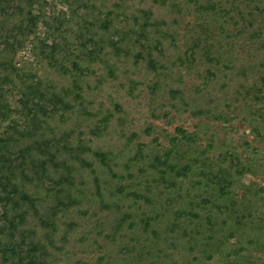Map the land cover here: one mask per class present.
Listing matches in <instances>:
<instances>
[{"label": "trees", "instance_id": "1", "mask_svg": "<svg viewBox=\"0 0 264 264\" xmlns=\"http://www.w3.org/2000/svg\"><path fill=\"white\" fill-rule=\"evenodd\" d=\"M178 1H183V5L179 6ZM59 2L72 5L70 0ZM46 5V0H0L3 263L15 264L13 259L17 258V264H41L38 243L33 236H25L30 214L33 218L37 216L43 226L65 215L71 217L78 212L75 210L78 200L91 186L104 199L102 204L107 205L100 192L101 181L106 178L111 181L109 190L113 197L143 199L145 196L139 192H144L147 195L144 201L151 207L156 195L166 198L159 209L164 211L165 218V213L174 209L169 214L170 228L180 236V240L176 238L179 241L166 239L171 240L169 248L176 250L179 245L177 249L191 253L196 264H206L214 254H219L217 264H264V217L258 216L264 208V186L242 183L246 175L264 177V0H149L139 16L124 18L126 22L121 23V28L125 36L109 51L103 50L95 37L98 30L109 32L113 18L120 12L110 10L98 29L85 21L84 28L92 29V33L77 38L85 64L97 63L103 52L106 56L113 52V58L123 52L133 62L132 70H125L123 92L137 89L144 78L150 92L154 94L163 86L171 100L179 98L185 111L198 118L193 132L177 128L174 134L165 136L164 144L158 137L148 143L141 141L156 133L152 124L138 132L124 130L122 107L110 93L104 96L102 91L105 78L115 80L116 71L108 70L102 76L78 62L56 69L53 65H57L56 46H47L43 39L37 41L40 50L37 65L46 62L57 72L58 79L51 73L39 76L25 72L27 62L20 64L21 68L14 66V57L23 49L24 39L36 36L41 15L33 10H42ZM186 14L192 24L181 29V17ZM62 19L53 17L57 25ZM125 40L132 46L126 48ZM253 48L257 49V63L263 71L257 87L249 85V76L254 71L234 67L232 59L235 53ZM176 66L199 74L203 87L214 84L211 90L220 94L219 99L214 94H201V87L190 106L184 92L170 89L165 83ZM136 70L138 79L134 82ZM9 85L19 90L17 109L7 100L5 86ZM108 102L112 110L105 107ZM151 117L160 119L166 114L157 109L152 110ZM236 119L248 125L254 143L263 144L260 150L253 142L244 140L237 147L216 151L209 124L204 120L231 124ZM200 135L206 138L205 146L200 143ZM92 140L98 143L94 145ZM162 214L146 216L141 228L144 234L151 230L157 236L149 225L152 222L158 225ZM153 240L144 237L145 244L141 245L147 264L160 261L175 264L171 256L170 261L159 256L160 248L151 243L157 239ZM117 243L125 252L126 244ZM227 244L230 250L222 251L221 247ZM153 246L157 252L151 250ZM112 259L101 253L98 264H113Z\"/></svg>", "mask_w": 264, "mask_h": 264}, {"label": "rangeland", "instance_id": "2", "mask_svg": "<svg viewBox=\"0 0 264 264\" xmlns=\"http://www.w3.org/2000/svg\"><path fill=\"white\" fill-rule=\"evenodd\" d=\"M148 1L149 0H70L72 5L67 6L60 3L59 0H46L48 5L42 8V10L38 8L33 10L34 14L41 15L36 36H30L24 39L23 49L17 51L14 57V66L21 68L19 65L23 62H27L24 66L25 72L36 73L39 76H42L43 73H51L54 74L55 80L58 79L57 72L52 71V69L47 66L46 62L43 63L46 65H37L40 58V55H37L40 52L37 47V41L43 39L47 46H52V44L56 46V56H54V58L57 65L56 63L53 64L56 66V69L60 68L59 66L65 67L72 62H78L80 66L93 68L97 73L99 72L102 74V76H106L108 70L112 72L116 71L115 80L105 78L106 81L102 85L103 94L107 96V93H110L112 99L115 100L114 102L119 103L122 107L123 119L126 120V125L123 128L127 132L132 130L138 132L147 124H152L154 126L156 133L150 137H141L142 142L148 143L153 137H158L160 138L159 142L164 144L166 141L164 139L165 136L174 134L177 128H183L191 133L199 122L198 118L193 117L189 111H185L186 108H184L179 98L176 97L171 100V98L165 94L166 92L163 86L157 89L153 94L147 89L146 84H144L147 80L143 78L142 80H144V83H140L137 89L132 92L130 90L123 92L125 86L123 87L121 85L125 81V70L128 68L131 69V66H133L130 56L127 57V55L125 56L122 52L121 55L113 58V52H109V56L104 55L105 53L103 52L101 59L98 58L97 63L87 65L83 61L85 57L82 56L83 54L80 52V48H78L79 40L77 38L81 35L87 37L92 33V29L84 28L85 21L88 22V24L90 23V26L93 25L98 29L99 24L106 20L109 11L113 9L115 12L120 13L113 18L111 30L107 33L98 30L95 37V41H99V44L103 45L101 46L103 50H113L110 47L115 45V43L120 40L121 36H125L123 33L124 29L121 28V23L124 21L123 24L125 25L126 22L124 18L127 19L129 16L131 17L134 15L139 16L140 12H142L141 9L146 8V3ZM177 4L181 6L183 5V1H178ZM90 9L93 10L90 12ZM154 9L155 12L161 14L160 10L157 8ZM58 16L63 18L59 25L53 21V17L56 18ZM172 17L175 18V15H172ZM180 22L181 29H184L188 25L191 27L190 24H192V19L186 14L184 17H181ZM179 38L180 36L178 39ZM125 41L126 48L127 46H132L131 42ZM256 50V48H253L251 51H246L242 54L238 52V54L235 53L232 56L235 62L234 67L242 66L249 72L254 71V73L252 72L249 76V85H254V87L260 85L258 78L259 76L260 78L263 76V71L257 63V57L259 55H256ZM45 51L48 53L49 49ZM123 51H125V49H123ZM253 57L255 58L252 59ZM103 59L105 61L104 63ZM249 66L251 67L250 69ZM134 72L136 74L133 76L135 82V80L138 79V71L136 70ZM199 76L200 75L193 70H186L183 67L176 66L170 71L167 78L168 81L165 83H167L166 85L167 87L169 86L170 89H179L184 92V94L188 96L186 100L190 106L192 105L191 103L194 102L192 101L193 98L196 99L195 96L201 87L203 88L201 94H214L217 95V99H219L220 94L211 90L214 84H210V87L201 86L202 82ZM16 79L17 78L14 77V80ZM5 89L8 93L7 100L10 106L13 109H17L16 105L19 99V90L14 89L10 85L5 86ZM109 102H111V100H109ZM109 102L104 103V105L109 110H112L113 106ZM161 105L165 108L161 109ZM157 109L161 113H165L166 117L160 119L151 117L152 110ZM204 122L209 124V131L214 139L216 151L226 150L229 147H237L239 143L244 140L253 142L248 125L240 119L233 120L231 124H221L206 120H204ZM117 134L119 135L118 132ZM159 134H162V137H160ZM114 136L118 137L117 135ZM199 140L200 143L205 146L207 142L206 138L200 135ZM92 143L95 145L98 141L92 140ZM253 146L260 150V146L263 147V144L253 142ZM115 151L120 156L121 153L118 152V148H115ZM250 182L264 186V177L260 178V176L253 177L250 175L243 177L242 183L249 184ZM110 183L111 181L106 178L101 181L100 192L106 200L104 203H107V205L102 204L104 199L102 200V197H98L94 192L95 188L91 186L84 191L83 196L78 200L77 209H75L78 212H75L71 217L65 215L53 221L51 225L48 223L49 225L43 226L39 220H37V216L33 218L30 214L27 222L29 227L27 225V227H25V230H27L25 236H33L32 239L38 243L40 252L37 256L42 260L40 261L41 264H98V257L101 253L103 255L106 254V259L114 258L112 259L113 264H147V258L143 249H141V245L145 244L144 237L150 240L154 239L153 241H155V238L157 239L156 242L151 243L157 246L156 248H160V257L166 256L167 260L170 261L169 256H171V258L175 260V264H196L191 253L186 252V250L181 251L177 249L179 245L176 247V250L169 248L171 240L168 241L166 239L170 237L176 239L179 237L178 239L180 240V236H178V233H172L171 229L173 227L170 228L171 218L169 214H171L170 211L174 209L172 208L169 212L165 213L166 218L164 216V211L159 209L160 205H164L166 198L156 195L153 200L154 204H152L153 206L151 207L144 201L147 197L144 192H139L141 196H145L143 199L142 197H137L136 199H123L124 197L118 196L113 197L109 190ZM113 186L115 185L113 184ZM116 200L122 201V204L115 205L114 201ZM107 206L108 208H105ZM161 213H163V219L157 220L159 224L154 225L152 222V224L149 225L151 229L155 230L157 236L152 234L151 230L148 231V235L144 234L141 228L143 220L147 218L146 216L153 217ZM258 214L259 217L260 214L264 217V208L261 212L259 211ZM129 218L131 220H129ZM118 224H120V227H117ZM119 230H122V232L117 234ZM176 231L177 229L173 232ZM171 233L175 237H172ZM118 241L123 243V245L126 244L127 249L125 252L118 248ZM25 243L28 244L29 240H26ZM231 243H233V241H231ZM154 246L151 250L157 252ZM230 248V244H227L221 247V250L227 252ZM44 254H46V256ZM42 255H44V257ZM218 255L219 254H214L212 260L205 263H220ZM255 255L258 254L255 253ZM16 259H13L15 264H17L15 262ZM167 263L170 264L169 262ZM0 264H5L1 256ZM156 264H161V261Z\"/></svg>", "mask_w": 264, "mask_h": 264}]
</instances>
